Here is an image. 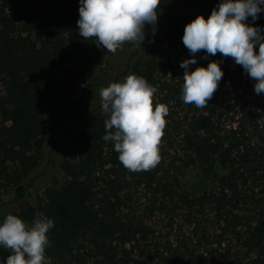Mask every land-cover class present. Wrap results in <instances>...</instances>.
I'll list each match as a JSON object with an SVG mask.
<instances>
[{
    "label": "trees",
    "instance_id": "16d2710c",
    "mask_svg": "<svg viewBox=\"0 0 264 264\" xmlns=\"http://www.w3.org/2000/svg\"><path fill=\"white\" fill-rule=\"evenodd\" d=\"M40 1L0 0V195L3 190L10 192L8 202L0 200V222L7 214L16 215L28 226L41 214L51 218L54 227L47 234L51 246L45 252L50 264H264V108L256 99L250 107L248 102L241 103L256 94L243 80V68L219 53L201 58L197 67L220 61L222 78L233 87L232 102L227 103L224 94L218 97L215 91L206 108L186 104L188 112L176 125L183 167L199 163L207 172L215 165L225 171L217 179V190L190 198L167 179L159 181L156 167L141 171L137 181L153 197L162 198L157 211L166 218V228L173 229L180 213L195 237L199 229L197 245L202 252L189 250L186 244L172 246L168 233L164 235L143 218L128 217L125 211L129 208L117 189L96 204L87 170L88 164L100 161L94 151H78L77 166H58L48 160L52 170L58 173L59 167L65 175L52 180L47 175L50 182L43 185L42 196L33 197L32 175L44 160L48 141V147L56 149L60 139L55 138V131L76 109L74 91L88 82L93 86L95 72L113 54L98 48L94 38L85 40L79 35V0H47L37 21ZM219 2L160 0L157 32L169 46L179 45L187 52L182 43L185 25L198 15L207 19ZM246 23L264 29V12ZM147 31L151 32L146 25ZM162 45L158 38L153 45L149 41L135 44L124 78L135 74L150 83L158 68L157 57L145 59L139 52L157 54ZM170 99L180 105V99L174 97L163 102ZM97 109L101 110V103ZM233 114L239 118L229 121ZM100 116L106 115L99 112L86 123L95 124L100 131L105 127ZM79 138L73 142L78 144ZM112 156L116 158L113 163L122 166L118 153ZM248 178L260 188L256 198L242 189ZM240 205L253 207L247 209V217H239ZM227 238L234 241L235 250L225 244ZM10 254L0 246V261Z\"/></svg>",
    "mask_w": 264,
    "mask_h": 264
},
{
    "label": "clouds",
    "instance_id": "9594fccd",
    "mask_svg": "<svg viewBox=\"0 0 264 264\" xmlns=\"http://www.w3.org/2000/svg\"><path fill=\"white\" fill-rule=\"evenodd\" d=\"M159 5L160 0H79V35L85 40L94 38L98 48L110 53L124 42L141 46L146 25L153 36L157 31ZM261 12L264 0H220L207 19L198 15L185 25L182 43L192 55L179 65L184 69V103L206 108L223 77L220 61L188 70L197 63L195 54L200 51L204 53L202 59L217 53L232 58L255 81L254 92L264 94V29L246 23L249 18L255 21ZM156 91L144 77L135 74L99 91L101 111L108 116L102 139L113 143L119 162L130 172L150 170L160 161L158 144L169 109L164 104H156L153 109ZM53 227L54 221L43 214L31 226L7 214L0 222V246L11 254L0 264H50L45 252L51 246L47 234Z\"/></svg>",
    "mask_w": 264,
    "mask_h": 264
},
{
    "label": "rangeland",
    "instance_id": "374dc122",
    "mask_svg": "<svg viewBox=\"0 0 264 264\" xmlns=\"http://www.w3.org/2000/svg\"><path fill=\"white\" fill-rule=\"evenodd\" d=\"M47 0H41L37 6L40 15H37L35 20H39L43 15V3ZM160 27H157L159 30ZM155 38L161 40L163 45L160 47L157 54H149L146 51L139 52V55L145 56V59H149L155 55L157 57L158 68L154 73V77L149 84L154 86L157 91L153 95V106L156 104H164L168 107L169 112L165 117L166 125L163 129V135L158 144V154L160 161L156 165L157 178L159 181L165 182L166 179L175 186L176 191L182 194H186L190 198H198L205 193L215 192L217 190V179L222 176L225 171L219 168L217 165L213 166L209 172L203 170V166L196 163L190 167H183L181 158L183 155L180 151L178 144V129L177 124L183 121V116L188 112V107L181 99V89L183 85L184 69L179 65L180 62L189 59L192 54L189 51L184 52L179 45L169 46V44L160 36V33L156 31L153 36L150 31L146 32V39L142 44H146L149 40L152 41V45L155 43ZM153 48V47H152ZM135 52V43L129 42L128 45L119 47L118 50L111 56H108L107 61L95 72L94 85L91 86L90 82L84 86L76 89L73 93V97L76 100V109L72 112V117L67 123L59 124V128L55 131V138L60 140L56 143V149L52 150L50 147L45 148L44 160L41 165L34 172V187L31 189L33 197L42 196L43 185L48 184L50 181L47 177L49 175L50 180L55 176L58 179L64 177L65 173L60 169L59 172L52 170L47 165L48 160L55 161V164L69 163L71 166L78 165V151L86 152L94 151L95 159L100 158V161L96 160L95 164H88L87 170L90 174V180L92 182L93 191L95 194V203L99 204L104 195L115 193L118 190V196L129 209H126L128 217L143 218L149 225L154 226L157 230L163 231L164 235L169 234V238L172 242V246H179V244H186L189 250L193 248L197 252H202L203 249L197 245V238H200L201 234L199 229L196 230V237L192 232V227L184 220L180 218V213L174 219V227L172 230L165 227L167 220L157 211L159 201L162 199L160 195L153 197L148 187L145 184H138V175L140 172H130L119 163H113L114 158L112 154L117 153L114 151L113 143L111 141L105 142L102 137L106 134L105 127L100 131L97 130L95 124L86 123L87 119H92L97 113L102 112L97 107L100 105L99 91L101 88L107 87L112 82H122L124 80L123 72L126 70L127 62H131L132 54ZM197 63L189 66V71L194 70L201 61L202 53L197 52L195 54ZM243 80L249 82L252 85L254 92L255 81L250 78L246 73L243 74ZM232 86L228 85L227 81L223 78L219 81L216 91H218L220 97L229 100L232 95ZM229 92V94H228ZM240 96V92L238 93ZM256 94V93H255ZM179 98L180 105L175 99H170L168 102H163L166 98ZM229 97V98H228ZM264 108V94L255 95V97H246L241 101L248 102L250 107L255 101ZM232 102L231 100L227 101ZM237 120L239 115H229V121L231 118ZM102 121L105 122L108 116H100ZM94 118L92 119V121ZM228 121V122H229ZM226 123L229 127V123ZM233 128L236 124H231ZM113 131V130H109ZM96 136V137H95ZM80 137L81 141L75 144L73 140ZM76 156V158H73ZM103 162V163H102ZM47 165V174L43 175V166ZM15 168V165H11ZM257 174H261L258 172ZM244 193L253 197H257L260 194L258 187H255L248 178L245 188H242ZM10 192L3 190L0 195V200L8 202ZM239 217H247L249 212L248 208L252 206L240 205ZM206 214V213H205ZM237 214V212H236ZM212 231V229H211ZM225 244H229L235 250L234 241L227 238ZM180 245V246H181ZM206 252V251H205ZM80 254H77V256ZM78 264V262L74 263ZM82 264V263H80ZM84 264H94L92 261H86Z\"/></svg>",
    "mask_w": 264,
    "mask_h": 264
}]
</instances>
